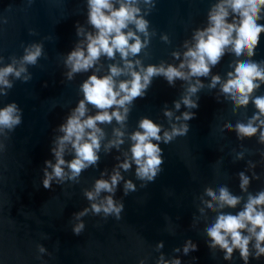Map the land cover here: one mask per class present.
I'll use <instances>...</instances> for the list:
<instances>
[{
    "label": "water",
    "instance_id": "1",
    "mask_svg": "<svg viewBox=\"0 0 264 264\" xmlns=\"http://www.w3.org/2000/svg\"><path fill=\"white\" fill-rule=\"evenodd\" d=\"M213 2L156 0L155 8L146 16L156 35L150 38L149 55L140 54L142 62L176 63L171 51L179 49L194 28L204 25ZM0 17L7 21L0 23V55L5 62L10 55L20 56L23 45L33 41L42 42L45 52L36 66H29L32 79L15 81L8 96L0 98V106L15 101L23 110L22 123L10 133L0 154V264H137L141 258H145V264H155L157 241L164 242L161 251L166 258L180 255L182 264H243L238 252L231 261L223 260L218 250L213 255L205 242V223L193 227L191 221L194 214L198 215L197 197L205 186L215 190L227 185L233 194L245 195L240 192L236 174L246 171L248 160L256 162L254 171L261 177L252 180L248 190L255 193L264 188V160L260 156L264 145L255 136L241 141L234 132L222 131L225 124L251 116L254 106L249 103L233 114L230 103L223 97L216 99L218 89H202L198 93L199 107L192 110L196 116L188 121V134L167 145L160 144L164 164L155 181L140 187L133 166V171L123 175L133 179L137 191L125 196L120 186L116 193V198L124 202L121 219L90 213L82 218L84 231L75 235L71 216L88 205L82 189L91 187L101 170L110 171L117 155L115 149L109 154L101 151L98 166L83 171L79 183L53 184L52 189H44L41 184L43 162L52 158L49 148L54 130L81 98L79 84L89 74H76L68 81L62 63L63 54L77 40L76 22H86V0H0ZM29 29L36 34H30ZM161 33L169 36L170 43L160 39ZM255 52L253 60H264V33ZM233 58L226 54L212 72L224 77ZM101 62L106 71L112 61L102 57ZM204 82L207 84V79ZM182 83L177 81L171 87L162 77L154 78L145 97L134 101L127 130H133L141 116L167 127L162 108L165 103L172 108L173 100L182 93ZM255 94H264V85ZM185 110L182 105L180 111ZM106 130L110 132L111 125ZM127 147V142L122 145ZM242 150H246L244 159L235 160V153ZM239 208L224 211L235 214ZM214 216L208 213L209 221ZM188 238L197 244L196 252L187 256L172 252ZM37 244H43L51 255L39 254ZM249 264H264V257L250 258Z\"/></svg>",
    "mask_w": 264,
    "mask_h": 264
},
{
    "label": "clouds",
    "instance_id": "2",
    "mask_svg": "<svg viewBox=\"0 0 264 264\" xmlns=\"http://www.w3.org/2000/svg\"><path fill=\"white\" fill-rule=\"evenodd\" d=\"M155 2L86 0L85 24L89 27L76 22L77 40L62 56L66 69L63 75L68 81L76 74H89L79 84L81 98L54 130L49 148L52 158L45 159L41 168L43 188L79 183L83 171L98 166L101 151L109 154L115 149L117 153L111 170H101L91 187L82 189L88 205L71 216L74 221L71 230L75 235L84 231L82 218L90 213L105 219L109 216L121 219L124 202L116 198V193L120 186L125 196L137 191L133 179L123 175L133 171V166L140 187L155 181L164 164L160 144L167 145L176 137L188 134V121L196 116L192 110L199 107L198 93L205 87L218 89L216 99L220 101L223 97L230 103L233 114L251 103L255 109L251 116L225 124L222 131L234 132L241 141L255 136L264 145V94H255L264 85V60L252 59L264 33V23H258L264 20V0H214L204 25L194 28L180 48L171 51L176 63L161 60L145 64L140 54L149 55L150 38L156 35L146 16L155 8ZM6 22L0 17V23ZM29 32L36 34L32 29ZM160 39L170 43L166 33H161ZM226 54L234 58L221 77L212 69ZM42 56H45L44 46L39 41L23 45L22 54L10 55L8 62L0 55V98L8 96L15 81L32 79L29 66H36ZM102 57L112 61L107 63L106 71ZM156 77H162L171 87L177 81L183 82L182 93L179 99L173 100L172 108L167 103L162 108L168 126L141 116L136 127L128 131L127 121L134 101L145 97ZM202 78L207 79V84ZM182 105L185 111H180ZM22 115L23 110L15 101L0 106V154L5 151L10 133L22 123ZM108 125H111L110 132L106 130ZM126 142L128 147L122 148ZM245 151L236 152L235 160L244 159ZM260 156L264 160V150ZM246 165L251 175L246 171L236 174L240 192L245 195L233 194L227 185L215 190L205 186L197 197L198 215L194 214L191 221L193 227L202 221L205 223V242L213 255L218 250L223 253V260L231 261L238 252L243 264H249L250 258L264 257V188L255 193L248 190L251 181L261 177L254 171L256 162L248 160ZM237 206L240 208L235 214L224 211ZM208 213H215L210 221ZM36 248L39 254L51 255L43 244H37ZM163 248L164 242L157 241L155 264H182L180 255L166 258ZM197 250V244L188 238L172 252L187 256ZM137 264H145V258Z\"/></svg>",
    "mask_w": 264,
    "mask_h": 264
}]
</instances>
